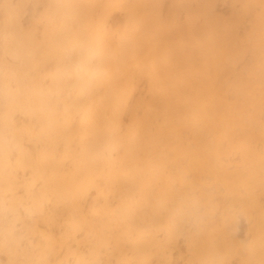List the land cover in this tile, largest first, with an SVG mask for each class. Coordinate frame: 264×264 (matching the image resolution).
I'll use <instances>...</instances> for the list:
<instances>
[{"label": "bare ground", "instance_id": "1", "mask_svg": "<svg viewBox=\"0 0 264 264\" xmlns=\"http://www.w3.org/2000/svg\"><path fill=\"white\" fill-rule=\"evenodd\" d=\"M231 8L171 81L137 41L93 84L38 74L21 21L0 35L21 67L0 92V264H264V0ZM140 66L145 92L129 88Z\"/></svg>", "mask_w": 264, "mask_h": 264}, {"label": "rangeland", "instance_id": "2", "mask_svg": "<svg viewBox=\"0 0 264 264\" xmlns=\"http://www.w3.org/2000/svg\"><path fill=\"white\" fill-rule=\"evenodd\" d=\"M68 1H77L78 5L74 3L63 7L61 3ZM231 1L0 0V35L6 34L21 21L24 33L34 37L33 42L40 45L38 59L41 72L38 74L49 79L55 75L89 76L93 84L98 82V79L94 78L98 73L104 74L103 68L109 58L113 60L121 55L132 54L128 45L137 41L141 43L135 52L141 54L138 57L141 60L150 59L149 62H162L158 74L166 81H171L175 76L183 74L181 69L187 68L189 61L202 59L203 53L210 49L219 27L218 16L222 13L224 17H228L232 13ZM25 19L27 22L23 21ZM61 26L76 43L73 48L74 62L64 65L60 63L59 58L57 64L53 61L58 57L55 52L57 46L63 40ZM132 31L134 38H129ZM147 39H150V46ZM7 49L0 40V92L7 91L5 87L20 82L15 76L19 75L21 67ZM76 51L78 52L75 53ZM91 59L95 62H90ZM78 61H83L84 64L81 71L76 73ZM45 64L49 65L46 67ZM145 64L147 65L146 62ZM56 65L59 66L58 71L55 70ZM31 66L34 71L33 63ZM173 67L178 70L172 71ZM63 68L68 69V72L61 73L60 69ZM140 68L141 66L133 72L134 78L129 82V88L132 91L136 89L145 92L147 85L151 83V72ZM9 107L11 108L7 99L0 94V112ZM4 160L5 158L0 159L1 162ZM7 170L12 171L8 168ZM11 176L13 179L14 174ZM6 195L4 202L9 203L12 200L11 193L7 192ZM12 212L9 209V214L12 215Z\"/></svg>", "mask_w": 264, "mask_h": 264}]
</instances>
